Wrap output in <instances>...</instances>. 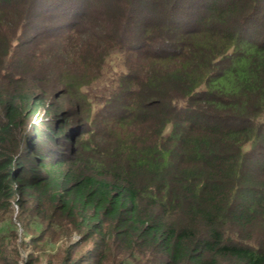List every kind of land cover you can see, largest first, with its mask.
<instances>
[{
    "label": "trees",
    "instance_id": "1",
    "mask_svg": "<svg viewBox=\"0 0 264 264\" xmlns=\"http://www.w3.org/2000/svg\"><path fill=\"white\" fill-rule=\"evenodd\" d=\"M0 264H264V0H0Z\"/></svg>",
    "mask_w": 264,
    "mask_h": 264
},
{
    "label": "rangeland",
    "instance_id": "2",
    "mask_svg": "<svg viewBox=\"0 0 264 264\" xmlns=\"http://www.w3.org/2000/svg\"><path fill=\"white\" fill-rule=\"evenodd\" d=\"M108 66L109 67H113L112 68V72H116V73H120L125 67L124 65H122V63H120V59L117 57V56H113V59L110 60L108 63ZM114 65V66H112ZM60 101H64V98H61ZM65 103H63L62 105L64 107H69V108H73V103L71 101H64ZM15 207V206H14ZM16 207H15V211H14V214L16 213ZM17 228H18V233H19V242L23 239V240H27L28 239V235H25L23 234V231H22V227L19 225V222L17 221ZM31 250V249H29ZM19 252H20V255L21 256H25L28 252V248H25L24 245L20 246L19 247Z\"/></svg>",
    "mask_w": 264,
    "mask_h": 264
}]
</instances>
